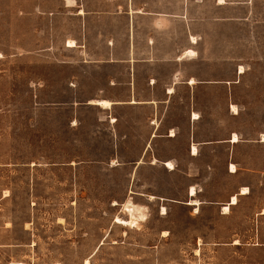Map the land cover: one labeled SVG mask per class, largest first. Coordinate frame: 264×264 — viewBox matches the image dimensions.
Returning <instances> with one entry per match:
<instances>
[{
    "label": "rangeland",
    "instance_id": "1",
    "mask_svg": "<svg viewBox=\"0 0 264 264\" xmlns=\"http://www.w3.org/2000/svg\"><path fill=\"white\" fill-rule=\"evenodd\" d=\"M68 1L0 0V264H264V0Z\"/></svg>",
    "mask_w": 264,
    "mask_h": 264
},
{
    "label": "bare ground",
    "instance_id": "2",
    "mask_svg": "<svg viewBox=\"0 0 264 264\" xmlns=\"http://www.w3.org/2000/svg\"><path fill=\"white\" fill-rule=\"evenodd\" d=\"M69 6H73L71 4V1L69 0ZM79 13H84V10H81ZM192 38L194 39V36H192ZM195 41V40H194ZM68 45L69 46H74L75 45V41L73 39H69L68 40ZM196 54V51L193 50V49H188L187 50V55H192L194 56ZM240 72H244L243 70V66L240 67ZM195 80L192 79V83L194 82ZM172 88L169 89V92H172ZM131 103H136L137 101L135 99H132L130 100ZM91 103L93 104H97V105H101L103 107H106V108H110L111 105H112V101L108 100V99H93L91 100ZM233 109L235 112H238V109L236 108L235 105H232ZM194 115H197L196 113H194ZM172 132V131H171ZM173 133V132H172ZM239 141V137L236 133H234L233 135V138L231 140V142L235 143V142H238ZM192 152L193 153H197V147L195 144H193L192 146ZM156 160V159H155ZM166 164V163H165ZM167 166L170 167L171 169L174 168V165L171 161H167ZM231 171L232 172H236L237 171V168H236V165L234 163L231 164ZM197 192L196 188L194 186L191 187L190 189V194L191 195H195ZM249 193V189L247 186H243L241 187L240 189V192L239 194H247ZM155 196L154 195H150V199L151 198H154ZM188 204H193L194 207H195V211H198V208H199V204L200 202L198 201V199H189L187 201ZM238 203V194H233L231 195L229 201L223 205V208H222V212L223 213H228L231 209V206L232 205H235ZM114 204H118V202H114ZM123 210L126 212V214L128 215L127 217H121L119 215H116L115 216V219H114V222L119 224V225H122V226H131V225H139L140 221L144 220L145 217H146V213H145V206H142V205H137L135 203L132 202L131 199H128L126 200L123 204ZM163 213H166V208L163 207ZM264 213V211H263ZM235 243H238L237 240H235ZM84 264H90V257H87L85 260H84Z\"/></svg>",
    "mask_w": 264,
    "mask_h": 264
},
{
    "label": "crops",
    "instance_id": "3",
    "mask_svg": "<svg viewBox=\"0 0 264 264\" xmlns=\"http://www.w3.org/2000/svg\"><path fill=\"white\" fill-rule=\"evenodd\" d=\"M191 49V48H190ZM155 82V81H154ZM187 82V81H186ZM188 84H190L189 83V81H188ZM170 88H172V87H169V86H165V88H164V90H163V92H164V95H166V97H172V94H174L175 93V90L173 89L172 90V92H169V89ZM133 99H135V98H133ZM132 100V99H131ZM137 102L136 103H131L130 102V100L129 101H124V102H126V103H129V104H134V105H138V104H147V103H153L155 100L154 99H135ZM161 122H155L154 123V127L152 128L153 129V131L151 132V134H150V139H154V138H160V137H167L168 139H174L175 137H177V135H178V132L176 131L177 130V126H169V127H167V129L165 130V132H161L160 131V128H161ZM173 133H172V132ZM195 137H196V134H195V132L193 131V130H191V133L188 135V139H187V142H188V145H187V148H186V151H187V156H196L198 153H193L192 151V146H193V144H195L196 145V147H197V145L199 146V143L201 142V141H199V140H196L195 139ZM240 141V140H239ZM206 142H208V141H203L202 143H206ZM236 143V142H235ZM197 150H198V147H197ZM167 157H171V156H167ZM231 157V156H230ZM167 161H169L168 159H166V160H164V161H162V164L166 167V169L169 171V172H172L173 170H175V168H173V169H171L170 167H168L167 166ZM166 163V164H165ZM233 162H230L229 164H228V167L230 166V164H232ZM230 172H232V171H230ZM192 187V186H191ZM191 187L188 189V196H189V198L190 199H198V201L200 202V204H199V210H200V207H201V205L202 204H204L205 202H208V201H205V199H202L201 198V190H197V192H196V194L195 195H191L190 194V189H191ZM187 201L188 200H186L184 203L185 204H187V205H190V206H193V208L195 209V207H194V205L193 204H188L187 203ZM209 203H212V204H215V203H217V202H212V201H210ZM198 210V211H199Z\"/></svg>",
    "mask_w": 264,
    "mask_h": 264
}]
</instances>
